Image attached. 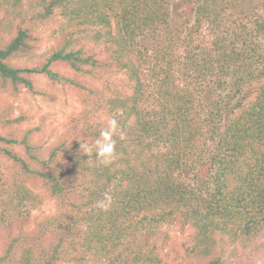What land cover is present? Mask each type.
<instances>
[{"label": "trees", "instance_id": "trees-1", "mask_svg": "<svg viewBox=\"0 0 264 264\" xmlns=\"http://www.w3.org/2000/svg\"><path fill=\"white\" fill-rule=\"evenodd\" d=\"M55 16L62 41L38 59ZM64 67L120 87L109 103L125 138L107 166L81 147L102 128L42 157L30 117L14 116V99L48 96L39 78L61 82ZM0 179L3 214L52 199L76 234L44 262L11 238L0 264H102L141 242L139 262L159 264L168 224L187 234L181 264H224L264 238V0H0Z\"/></svg>", "mask_w": 264, "mask_h": 264}, {"label": "rangeland", "instance_id": "rangeland-1", "mask_svg": "<svg viewBox=\"0 0 264 264\" xmlns=\"http://www.w3.org/2000/svg\"><path fill=\"white\" fill-rule=\"evenodd\" d=\"M186 8L191 11L188 5ZM191 14V13H190ZM58 16L54 18L53 27L44 30L43 39L38 46V59L42 58L51 50L54 45L61 43L62 39L58 36ZM206 25L196 34L198 41L208 44L211 35ZM176 42H183L185 33H178ZM82 42L85 38H81ZM181 52V51H180ZM65 78L61 82H53L45 77L38 80V88L49 93L48 96L32 95L25 91L18 98L14 99V116L21 113L27 114L30 119L24 124L33 127V144L37 147L36 152L42 157H46L49 151L61 144L66 138L68 146H75L79 138L84 137L87 132H97L99 128L106 126V121L115 114L111 111L109 98L115 95L119 86L113 83L95 82L85 78L80 74L69 70L67 67L62 69ZM66 78H69L67 80ZM76 82L90 86L94 91L81 88ZM55 96L52 101L51 96ZM206 170L203 171V174ZM1 180V179H0ZM41 182H35V188L40 189ZM57 204L52 199H45L39 208L32 211L8 212L3 214L0 211V246L3 248L5 242L11 238L19 237L21 245L27 246L40 256L42 261L52 258L57 249L59 252L63 248H68L75 239L76 234H71L68 228L61 227L58 221ZM61 219V218H59ZM187 234L182 231L179 225L168 224L160 231L154 241L159 254V264H181L185 259L180 255L182 242H185ZM134 244L131 247H122L120 255L102 264H151L142 263L137 259V252H149V245ZM20 245V248L22 246ZM71 249V248H70ZM21 250V249H19ZM71 256L76 262L77 251L71 249ZM142 256V255H141ZM22 253L19 255L21 259ZM264 259V238H259L247 248H239L235 254L228 253L225 256L224 264H262ZM35 263V261H34ZM93 264V263H89Z\"/></svg>", "mask_w": 264, "mask_h": 264}, {"label": "clouds", "instance_id": "clouds-1", "mask_svg": "<svg viewBox=\"0 0 264 264\" xmlns=\"http://www.w3.org/2000/svg\"><path fill=\"white\" fill-rule=\"evenodd\" d=\"M124 138L120 121L113 116L106 121V126L100 130L99 136L92 144L82 143L81 147L88 157L94 154L98 161L107 166L116 158L118 139Z\"/></svg>", "mask_w": 264, "mask_h": 264}]
</instances>
